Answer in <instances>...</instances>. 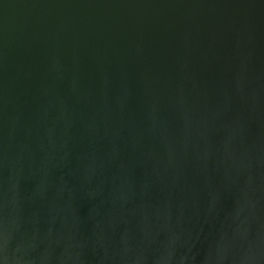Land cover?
I'll list each match as a JSON object with an SVG mask.
<instances>
[{"label": "water", "instance_id": "water-1", "mask_svg": "<svg viewBox=\"0 0 264 264\" xmlns=\"http://www.w3.org/2000/svg\"><path fill=\"white\" fill-rule=\"evenodd\" d=\"M0 264H264V0H0Z\"/></svg>", "mask_w": 264, "mask_h": 264}]
</instances>
